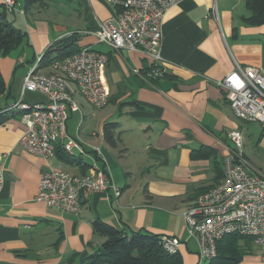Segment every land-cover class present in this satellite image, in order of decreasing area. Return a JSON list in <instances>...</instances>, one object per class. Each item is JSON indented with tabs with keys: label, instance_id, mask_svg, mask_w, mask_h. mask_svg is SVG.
Masks as SVG:
<instances>
[{
	"label": "crops",
	"instance_id": "0c3cea01",
	"mask_svg": "<svg viewBox=\"0 0 264 264\" xmlns=\"http://www.w3.org/2000/svg\"><path fill=\"white\" fill-rule=\"evenodd\" d=\"M247 1L180 0L165 11L160 32L167 64L160 79L150 74L151 63L140 52L97 42L93 33L99 22L117 11L104 0H49L44 10L28 16L22 12L24 0H16L14 11L6 10L5 21L26 33L27 44L19 54L0 59L5 85L0 113L18 101L29 106L45 101L41 94L22 93V84L54 42L75 34L77 48L106 55L101 77L107 106L97 116L98 110L77 94L79 111L69 113L66 126L68 136L78 135L88 153L96 150L97 167L107 171L119 196L112 189L89 193L79 216L37 204L44 170L92 174L86 166L92 162L70 163L60 150L50 159L22 150L18 140L25 126L20 113L11 112L0 125V264H80L104 241L93 232L96 221L128 236H175L183 243L182 263L196 264L197 245L186 234L183 212L222 177L223 157L232 149L230 132H241L244 141L258 125V143L264 142L262 126L238 120L226 91L217 86L236 66L264 71V27L245 21ZM107 123L118 125L116 148L103 139ZM240 264H264L260 249L251 244Z\"/></svg>",
	"mask_w": 264,
	"mask_h": 264
},
{
	"label": "built area",
	"instance_id": "2783aa9c",
	"mask_svg": "<svg viewBox=\"0 0 264 264\" xmlns=\"http://www.w3.org/2000/svg\"><path fill=\"white\" fill-rule=\"evenodd\" d=\"M104 1L117 11L99 22L93 33L97 42L116 51L140 52L150 61L152 76L164 75L167 61L161 55L160 24L165 11L180 0ZM2 3L7 11H14V0ZM39 59L24 78L22 93L38 92L45 101L32 106L18 101L9 112H19L25 126L18 140L22 150L50 159L60 149L69 161L79 165L83 158L91 160V165L86 166L92 174H75L61 168L44 170L34 199L37 204L79 216L85 195L112 189L119 196L107 171L97 167L96 150L88 153L78 135L68 136L66 126L69 113L79 111L74 99L77 94L93 109L107 106L109 93L101 77L107 57L91 48H81L55 61L48 73L37 71ZM217 86L226 91L229 107L238 120L258 123L264 129L263 70L236 66ZM227 137L232 149L228 148L223 157L222 177L183 212L185 231L196 242L197 264L212 261L217 242L229 235L251 239L260 249L264 263V176L245 157L241 132H230ZM159 240L168 255L179 254L183 245L175 236H162Z\"/></svg>",
	"mask_w": 264,
	"mask_h": 264
},
{
	"label": "trees",
	"instance_id": "16d2710c",
	"mask_svg": "<svg viewBox=\"0 0 264 264\" xmlns=\"http://www.w3.org/2000/svg\"><path fill=\"white\" fill-rule=\"evenodd\" d=\"M2 1L0 0V57L27 44L26 33L5 21L6 8ZM48 1L24 0L23 15L28 16L33 11L44 10ZM14 2L16 4V0ZM247 8L250 16L245 21L253 26L264 27V0H248ZM77 51L79 48L76 47V35L64 37L45 50L38 61L37 71L48 69L55 61L63 60ZM163 76L156 78L160 79ZM4 92L5 85L0 75V96ZM10 117H12L11 112L0 113V125ZM117 127L116 123H107L103 126V139L111 148H116L119 143V136L115 133ZM58 151L56 155H58ZM69 162L71 163V161ZM93 232L104 241L98 250L80 264H183L178 254L168 255L163 251L157 236L139 232L128 236L98 221L93 223ZM251 244L253 242L249 238L237 235L225 236L217 242L216 257L205 264H240L242 258L250 250Z\"/></svg>",
	"mask_w": 264,
	"mask_h": 264
},
{
	"label": "rangeland",
	"instance_id": "374dc122",
	"mask_svg": "<svg viewBox=\"0 0 264 264\" xmlns=\"http://www.w3.org/2000/svg\"><path fill=\"white\" fill-rule=\"evenodd\" d=\"M13 54H19V51L17 52V50L12 51L11 53H9L8 55L5 56H1L0 59H8L10 56H12ZM34 93V92H33ZM35 94H39L38 92H35ZM92 108V107H91ZM111 107L107 108L110 109ZM98 111H94V113L99 116L101 114V109H95ZM93 117H96L95 115H93ZM76 122H77V117L76 115H73V119H70L68 126L70 128H74L76 126ZM258 125H254V127H252L250 129V131L248 132V134L246 135L244 141H243V152L245 154V156L261 171V173L264 175V142L262 143H258V134L259 131L257 129ZM77 159V157H76ZM83 163H91V161H88L87 158H83L82 159ZM194 249V248H192ZM195 253V252H194ZM197 258V255H194Z\"/></svg>",
	"mask_w": 264,
	"mask_h": 264
}]
</instances>
